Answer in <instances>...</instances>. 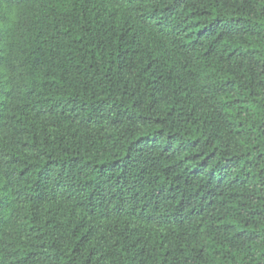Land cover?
Here are the masks:
<instances>
[{
    "label": "trees",
    "instance_id": "obj_1",
    "mask_svg": "<svg viewBox=\"0 0 264 264\" xmlns=\"http://www.w3.org/2000/svg\"><path fill=\"white\" fill-rule=\"evenodd\" d=\"M0 264H264V0H0Z\"/></svg>",
    "mask_w": 264,
    "mask_h": 264
}]
</instances>
